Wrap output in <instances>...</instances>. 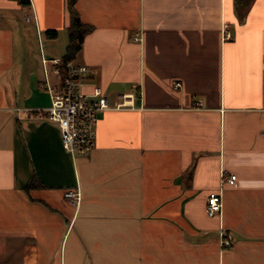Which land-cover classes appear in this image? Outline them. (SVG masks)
<instances>
[{"label": "crops", "instance_id": "0c3cea01", "mask_svg": "<svg viewBox=\"0 0 264 264\" xmlns=\"http://www.w3.org/2000/svg\"><path fill=\"white\" fill-rule=\"evenodd\" d=\"M72 8L90 28L71 59L92 70L83 91L136 98L99 112L94 148L69 155L40 87V54H65L68 0H0V264H264V0ZM221 174L236 180L209 217Z\"/></svg>", "mask_w": 264, "mask_h": 264}, {"label": "built area", "instance_id": "2783aa9c", "mask_svg": "<svg viewBox=\"0 0 264 264\" xmlns=\"http://www.w3.org/2000/svg\"><path fill=\"white\" fill-rule=\"evenodd\" d=\"M26 21H34L35 17L28 15ZM223 37L230 35L223 30ZM140 36H134L133 42L140 43ZM43 80L40 87L47 91L50 99L49 106L45 109L48 121L56 124L60 131L61 145L65 152L71 156L87 155L95 146V128L97 114L108 109H120L133 106L135 96L123 94L121 101L114 107L109 106L101 88L91 84V92L85 93V81L92 74V70L85 64L62 58H47L40 54ZM175 88L180 83H174ZM134 97V98H133ZM197 107L200 103L196 104ZM236 175L224 177L221 174L219 190L211 192L206 197L205 212L207 216H220L222 210V187L232 186ZM63 197L73 205H78L80 194L77 190H66ZM233 243L230 234L220 231V246L229 247Z\"/></svg>", "mask_w": 264, "mask_h": 264}, {"label": "trees", "instance_id": "16d2710c", "mask_svg": "<svg viewBox=\"0 0 264 264\" xmlns=\"http://www.w3.org/2000/svg\"><path fill=\"white\" fill-rule=\"evenodd\" d=\"M74 1L75 0H68L71 21L68 27V44L66 46L65 54L62 57L63 60H71L74 57L75 53L79 50L83 35L90 29L79 21L76 12L72 8ZM46 34L50 37H55L56 31L50 29L46 31ZM136 96L138 97L139 94L137 93Z\"/></svg>", "mask_w": 264, "mask_h": 264}, {"label": "rangeland", "instance_id": "374dc122", "mask_svg": "<svg viewBox=\"0 0 264 264\" xmlns=\"http://www.w3.org/2000/svg\"><path fill=\"white\" fill-rule=\"evenodd\" d=\"M27 26H29V27L31 26V34H30V37H28V39H27L28 44L34 46L36 52L39 54V45H41L42 40H44V43H45L44 33L42 30H40L37 33L35 31V28H33V26L30 24H27ZM32 29H33V31H32Z\"/></svg>", "mask_w": 264, "mask_h": 264}]
</instances>
